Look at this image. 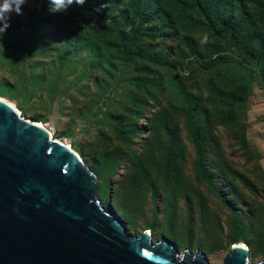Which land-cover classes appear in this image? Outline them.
Instances as JSON below:
<instances>
[{"label": "rangeland", "instance_id": "rangeland-1", "mask_svg": "<svg viewBox=\"0 0 264 264\" xmlns=\"http://www.w3.org/2000/svg\"><path fill=\"white\" fill-rule=\"evenodd\" d=\"M35 4L29 0L23 16L12 17L0 40V99L76 153L83 167L94 174L96 192L97 185H102L103 196L98 197L103 209L126 222L128 235L148 231L151 243L169 241L179 255L183 250L200 252L209 264H222L233 246L227 245L229 214L205 186L194 182L193 152L183 123H178L183 146V162L178 167L182 188L167 198L169 190L153 175V206L150 189H134L126 182L132 155L144 160L156 157L154 144L146 139L151 132L144 131L127 147L116 141L111 131L134 92L130 68L88 39L75 37L65 14L47 22L52 27L47 31L55 36V41L49 42L52 35H46L39 22H32L38 16L33 15L38 7ZM226 54L222 52L225 57L217 64L197 63L190 69L196 80L203 79V87L226 78L244 90L241 101L237 96L233 103L232 123L213 124L207 161L216 188L224 189L233 181L241 193L238 201L229 200L248 227L239 243L248 250V264H254L264 261V85L252 64L240 65ZM177 73L187 74L176 71L177 81L166 77L160 98L164 106L167 101L177 102L176 89L183 88L182 84L193 82ZM152 132L161 135L158 128ZM103 155L113 156L114 172L98 176Z\"/></svg>", "mask_w": 264, "mask_h": 264}, {"label": "trees", "instance_id": "trees-1", "mask_svg": "<svg viewBox=\"0 0 264 264\" xmlns=\"http://www.w3.org/2000/svg\"><path fill=\"white\" fill-rule=\"evenodd\" d=\"M34 2L38 7L33 15L38 16L32 22H39L44 31H49L52 16L47 12V0ZM98 7L100 11H94ZM65 15L72 22L75 37L88 39L101 51L121 59L131 70L134 92L128 106L116 116L112 135L128 147L147 130L152 136L146 139L154 144L156 157L144 160L132 155L127 184L134 189H150L153 206L156 205L153 175L169 190L167 198L172 191L181 190L178 168L183 162L178 126L181 121L192 147L193 180L205 186L226 208L230 223L227 245H240L248 227L229 197L238 201L241 193L233 181L224 189L216 188L207 159L213 124L232 123L233 103L237 96L241 101L244 90L226 78L203 87V79L196 80L190 66L197 63L212 66L226 52L240 65L252 64L264 85V0H85L83 6L73 5ZM48 31L45 34L52 35L49 42L55 41ZM179 70L187 73L185 76L177 73L179 78L193 82L180 83L184 87L176 89L177 102L167 101L164 106L160 100L164 81L166 77L177 81L174 73ZM139 120L143 123L138 124ZM157 128L159 136L152 132ZM101 160L98 176L114 172L113 156L103 155ZM91 171L95 172L92 168ZM238 180L249 188L246 182ZM102 190V185H97L99 197L103 196Z\"/></svg>", "mask_w": 264, "mask_h": 264}, {"label": "water", "instance_id": "water-1", "mask_svg": "<svg viewBox=\"0 0 264 264\" xmlns=\"http://www.w3.org/2000/svg\"><path fill=\"white\" fill-rule=\"evenodd\" d=\"M0 264L209 263L147 232L128 235L79 157L0 102ZM222 264H248V250L234 244Z\"/></svg>", "mask_w": 264, "mask_h": 264}, {"label": "clouds", "instance_id": "clouds-1", "mask_svg": "<svg viewBox=\"0 0 264 264\" xmlns=\"http://www.w3.org/2000/svg\"><path fill=\"white\" fill-rule=\"evenodd\" d=\"M29 0H0V40L11 26L13 16H23V8ZM85 0H47V12L51 16L64 15L73 5L83 6ZM99 12L100 8L94 9ZM2 47V44H0Z\"/></svg>", "mask_w": 264, "mask_h": 264}, {"label": "bare ground", "instance_id": "bare-ground-1", "mask_svg": "<svg viewBox=\"0 0 264 264\" xmlns=\"http://www.w3.org/2000/svg\"><path fill=\"white\" fill-rule=\"evenodd\" d=\"M0 102H3L4 104H7V105L10 106L13 110H15L16 113H18V111L15 109V107L12 106L11 104H9V103H7V102L1 100V99H0ZM34 124H35V126H37V127H39V128H42L41 125L36 124V123H34ZM42 129H44V128H42ZM44 130H45V132L47 133L48 137L51 138V134H50L46 129H44ZM57 142H58V141H57ZM60 144H62V143H60ZM62 145H63V144H62ZM63 146H64L65 148L69 149L67 146H65V145H63ZM69 150H71V149H69ZM71 151H72V150H71ZM72 152L76 155V153H75L74 151H72ZM76 156H77V155H76ZM147 233H149V232L147 231ZM237 246L240 247V248H245L244 246L241 247V244H240V245H237Z\"/></svg>", "mask_w": 264, "mask_h": 264}, {"label": "snow or ice", "instance_id": "snow-or-ice-1", "mask_svg": "<svg viewBox=\"0 0 264 264\" xmlns=\"http://www.w3.org/2000/svg\"><path fill=\"white\" fill-rule=\"evenodd\" d=\"M241 247H243V245H241Z\"/></svg>", "mask_w": 264, "mask_h": 264}]
</instances>
